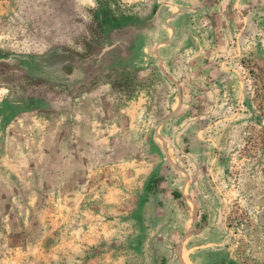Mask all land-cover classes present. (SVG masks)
<instances>
[{"label":"rangeland","instance_id":"374dc122","mask_svg":"<svg viewBox=\"0 0 264 264\" xmlns=\"http://www.w3.org/2000/svg\"><path fill=\"white\" fill-rule=\"evenodd\" d=\"M251 69L264 0H0V264H264Z\"/></svg>","mask_w":264,"mask_h":264},{"label":"trees","instance_id":"16d2710c","mask_svg":"<svg viewBox=\"0 0 264 264\" xmlns=\"http://www.w3.org/2000/svg\"><path fill=\"white\" fill-rule=\"evenodd\" d=\"M251 72V75L253 77V80L255 82H257L258 84V81H261V83L263 84L262 88L259 90V93H257V96L258 94L262 97V101H264V72H261V73H256L254 70H250ZM260 83V82H259Z\"/></svg>","mask_w":264,"mask_h":264}]
</instances>
